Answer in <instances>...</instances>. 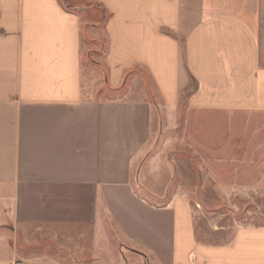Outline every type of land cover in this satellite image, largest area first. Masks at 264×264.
<instances>
[{
	"label": "crops",
	"instance_id": "crops-1",
	"mask_svg": "<svg viewBox=\"0 0 264 264\" xmlns=\"http://www.w3.org/2000/svg\"><path fill=\"white\" fill-rule=\"evenodd\" d=\"M68 1L0 0V264H264V225L203 241L159 189L176 136L259 208L264 0Z\"/></svg>",
	"mask_w": 264,
	"mask_h": 264
},
{
	"label": "rangeland",
	"instance_id": "rangeland-1",
	"mask_svg": "<svg viewBox=\"0 0 264 264\" xmlns=\"http://www.w3.org/2000/svg\"><path fill=\"white\" fill-rule=\"evenodd\" d=\"M61 0L64 7L72 9L73 2ZM84 0H80V3ZM70 5H67V4ZM89 50V59H96L92 54V45L84 46ZM180 129V127H179ZM177 131H179L177 129ZM154 138H159L160 134L158 126L154 128ZM165 132H162V135ZM163 137H169L167 135ZM178 137V132H175ZM179 139V138H178ZM176 136L173 137L175 143L173 149L166 151L163 163L166 167L167 176H163L162 189L167 194L175 193V183H178L177 193L187 195L191 198V203L194 209L196 231L201 235L203 241L210 243H219L228 236L232 229L239 225H264V194H258L262 199L259 201V208L250 206L246 203L239 202V196L233 192L218 191L215 183V178L211 177L202 167V163L191 154L190 151L182 147L179 141H176ZM178 157L176 166L173 161ZM174 184V185H173ZM260 212L263 215H257ZM257 217H256V215ZM221 227L225 229L224 235L210 233L212 228ZM92 259H87L85 264H91ZM94 263V262H93ZM104 264V263H101ZM114 264H147L143 260H129L125 257L118 256L114 260Z\"/></svg>",
	"mask_w": 264,
	"mask_h": 264
},
{
	"label": "trees",
	"instance_id": "trees-1",
	"mask_svg": "<svg viewBox=\"0 0 264 264\" xmlns=\"http://www.w3.org/2000/svg\"><path fill=\"white\" fill-rule=\"evenodd\" d=\"M65 1H68V0H65ZM65 1H64V2H65Z\"/></svg>",
	"mask_w": 264,
	"mask_h": 264
}]
</instances>
